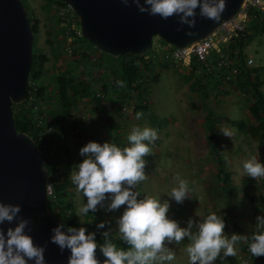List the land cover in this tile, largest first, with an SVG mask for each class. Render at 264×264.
Returning a JSON list of instances; mask_svg holds the SVG:
<instances>
[{"label": "rangeland", "instance_id": "374dc122", "mask_svg": "<svg viewBox=\"0 0 264 264\" xmlns=\"http://www.w3.org/2000/svg\"><path fill=\"white\" fill-rule=\"evenodd\" d=\"M23 1L32 18H37L39 21V32L34 37L33 49L41 50L49 57L50 60L45 64L46 74L49 70L56 71L59 64H65L69 67L70 75L84 78L86 68H89L86 81L92 80L91 82L94 84L98 82L99 88L106 92L107 87L111 85H104L100 79L98 80L96 69L105 72L114 70L116 62L106 55L92 59L91 56L96 51L90 48L88 41L84 38L76 42L83 66L87 63L83 73L78 70V66L73 64V58L54 57L47 38L48 31L55 26L50 19L46 0ZM156 41L167 43L158 36L153 37L152 43ZM244 50L247 57L253 58V63L250 66H259L261 68L260 77L264 78V36H256ZM157 68L160 70L157 71L159 78L155 82L152 81L145 95L149 110L144 115L139 111L142 113L141 119H136L137 113L134 112V106L124 112L121 111L123 105L130 103L134 105V100L127 99V95L121 96L124 100H115L111 90L107 92V95L112 96L113 112L101 114L102 109L99 111L100 107L94 101H91L92 108H80L81 116L75 121V124L80 132H83V137L75 145L78 159L76 160L74 157V166L69 170L68 175L70 176L72 170L76 168V164L82 161L79 155L80 148L94 140L96 131H103L105 141L110 143L117 137V141H113V143L123 147L128 145L127 137L133 127L153 128L157 131L158 139L153 145H150L152 155L144 158L147 162L145 167L147 179L137 185L135 189L140 193V198L148 196L159 199L161 202L168 201L170 205L168 216L176 220L181 227H187L189 219L199 222L208 214L216 213L225 221L226 236L230 238L233 233V225L238 222L242 229V236L250 238L255 230L257 217L254 214V208L258 207L259 213L264 215V177L255 180L247 176L243 169L244 162L252 156L264 163V143L259 141L258 133L252 129V126L257 122L250 117L247 108L251 101L250 93L244 92L235 81H232L224 84L216 95L213 94L206 99L201 97L199 92L189 89V85L183 79L186 73L184 70L171 64L166 66L165 63H161ZM48 83L54 86L53 80ZM91 88L95 89V86L91 85ZM92 91L95 92V90ZM262 91L264 92V85ZM51 99H54L53 102L56 101L54 92ZM39 104L43 105L44 100L42 99ZM211 109L222 118L218 124L219 129H228L232 133L231 137L222 133L220 135L224 164L231 173V183L237 188V193L234 196H229L223 191L217 176L215 159L206 142L204 120L205 114ZM91 115H96L98 118L105 117L102 126L99 127L100 130L89 122ZM225 118L244 121L245 128L240 130L237 125L226 121ZM110 122L116 123L109 127ZM177 176L186 180L189 185L190 195L183 203H177L174 198L168 196L172 188L178 184ZM71 185L70 189L67 188L70 195L67 194L65 198L69 199L72 212L77 218L78 204L86 203V198L82 193L77 194L75 186ZM125 207L121 206L119 210L111 212L99 208L97 212H90L84 216L82 222H87L88 217L90 219L99 217L105 220L109 215L118 220ZM54 208L58 210L57 207ZM77 220L79 221L78 218ZM187 243L188 240L185 238L180 245H176L174 242L168 245L175 253V260L170 264H189L188 254L185 251ZM243 243L244 241L241 240L235 245L237 255L234 257L237 264H264L243 253L241 250ZM227 258L223 260L218 258L216 264H228Z\"/></svg>", "mask_w": 264, "mask_h": 264}, {"label": "clouds", "instance_id": "9594fccd", "mask_svg": "<svg viewBox=\"0 0 264 264\" xmlns=\"http://www.w3.org/2000/svg\"><path fill=\"white\" fill-rule=\"evenodd\" d=\"M128 4L130 0H122ZM141 13L159 16L167 20L178 16L181 25L189 29L196 26L197 9L202 18L219 21L225 10V0H131ZM188 35L193 33L189 31ZM153 40V39H152ZM142 55V54H141ZM120 86H122V82ZM107 94V93H106ZM118 95V94H117ZM126 95V94H125ZM119 96V95H118ZM124 96V95H123ZM121 97V96H120ZM142 113L136 114L141 119ZM221 133L231 137L228 129ZM158 139L157 131L150 127H133L127 137L128 145L119 147L115 143L90 141L80 148L84 159L76 164L70 179L77 194H83L86 203L79 205L76 215L80 218L99 208L116 211L126 206L118 218L119 238L127 248H118L109 238L111 231H103L104 242L97 243L96 232L85 227L66 226L59 223L52 229L50 242L61 252H70L67 264H170L175 253L168 247L180 245L185 238V251L189 264H216L217 259L237 255L235 245L241 240L248 244L249 252L255 257L264 256V215L256 217L255 230L249 237L232 233L225 235V221L216 213H210L199 222L189 219L187 227L169 218V203L154 197L140 198L135 191L137 185L147 179L146 156L152 155L153 145ZM244 173L257 180L264 177V163L255 156L243 164ZM178 184L168 193L177 203H183L190 195L188 182L176 177ZM22 206L0 201V264H46V246L35 243L29 231L30 221L20 216ZM7 222L15 226L5 232L2 225ZM104 229L105 222L96 225ZM112 234V233H111ZM104 257L101 261L97 249Z\"/></svg>", "mask_w": 264, "mask_h": 264}, {"label": "water", "instance_id": "95a60500", "mask_svg": "<svg viewBox=\"0 0 264 264\" xmlns=\"http://www.w3.org/2000/svg\"><path fill=\"white\" fill-rule=\"evenodd\" d=\"M60 1L71 4L78 14L82 37L99 52L112 57L127 51L144 54L155 36L177 47L190 45L232 18L243 2L225 0L219 21L202 18L197 9L196 26L189 29L181 25L178 16L164 20L141 13L131 0L128 4L122 0ZM189 31L193 34L188 35ZM33 42L34 33L23 0H0V201L22 206L19 215L30 221L25 231L30 229L35 243L46 246V264H67L70 252H61L50 242L52 229L65 220L48 209L45 156L35 140L17 131L14 124L12 106L21 103L27 93ZM10 226L14 227L15 222L2 225L5 232ZM97 256L104 259L99 248Z\"/></svg>", "mask_w": 264, "mask_h": 264}, {"label": "trees", "instance_id": "16d2710c", "mask_svg": "<svg viewBox=\"0 0 264 264\" xmlns=\"http://www.w3.org/2000/svg\"><path fill=\"white\" fill-rule=\"evenodd\" d=\"M51 1L55 0H46V4H48ZM60 1V0H56ZM24 2V1H23ZM62 2V1H61ZM26 7V6H25ZM28 11V10H27ZM30 23H31V29L34 33V37L39 32V21L37 18H32L30 13L28 12ZM51 30L48 31V38L47 41L49 45H51V49L53 51L54 57H56L55 54V48H53L54 39L52 38V35L50 37ZM258 35L264 36V14H258L255 17H250V20L248 22L245 34L239 41H237L235 44L231 45L230 50L237 49L238 50V57L240 60V66H239V73L236 78V84L241 89L244 90L246 93H250L251 95V101L249 102L247 108L249 111V115L251 118H253L257 124L252 126V129L258 133L259 141L261 143H264V92L262 91V86L264 85V78L260 77V71L261 68L259 66H250L247 65L246 62V54H245V47ZM81 37L80 39H82ZM85 39V38H84ZM87 40V39H85ZM88 41V40H87ZM90 48L95 52V54L99 55H106L110 57L112 60H114L116 63V68L111 71H99V69L96 70L97 76L100 80H109L115 79V77L119 78L120 81H122V86H118L119 88L116 89V86H110L107 87L106 93L111 90L112 94L114 95V99H120L123 98L120 97V92L122 90V87L124 85L129 86L131 83L136 82V86L134 87V90H131V92L127 95V99L134 100V112L138 113L139 111L144 114H146L149 110V105L144 102L145 101V95L147 93L146 90L149 89V85H151L152 81H156L158 73H153L151 76L149 75L145 80H142V82H139V79L141 78V75L143 74V69H145L147 66H143L145 68H140V64L142 63V55H136L132 52H125L119 57H112L105 53L99 52L96 48H94L91 43L88 41ZM34 44V42H33ZM76 51H74L75 55ZM49 57L43 53L41 50L35 51L33 49L32 51V63H31V71L29 76V81L35 83L36 91L34 92L36 95V99L42 100L45 96L46 90H53L54 96L56 98V101L59 102L54 108H52L49 111L50 118L52 119V123L59 127L61 124H63L64 121H66L70 115L71 109L77 105L78 99L84 98V97H94V93L91 88L92 80L86 81V78L79 77L78 75H70L69 74V67L66 65L65 68L60 73L55 72V80H54V86L49 83H44L41 81V76L43 74V71L45 70V64L49 61ZM166 66L168 64L165 63ZM150 69V66L148 67ZM191 74H184V81L189 85V89L191 91H197L200 93L201 97L208 98L211 97L213 94L216 95L220 90H215L217 86H220L222 84L221 78H216L214 76H211L208 78V81L206 85H201L199 88L197 87V83L194 80H191ZM151 77V78H150ZM31 88V86H30ZM29 88V89H30ZM104 88V87H103ZM110 92V93H111ZM119 93V94H118ZM119 96H118V95ZM125 95V94H124ZM124 100V99H123ZM24 103H17L13 104V113H14V124L17 131H22L27 134H29L36 142L37 146L40 148V150L43 152L45 156V166L47 170L50 172L52 171V156H49L48 149L44 147L43 141H41L38 137V134L33 132L32 130V122L31 117L29 115L28 110H24L22 108ZM99 111L101 110V114H109L112 111L108 112L104 104L99 105ZM104 112V113H103ZM226 121L232 123L233 125H237L240 130H243L245 128V122L244 121H237L225 118ZM222 121V118L217 116V114L214 112V110L207 111L205 114V120L204 125L206 128V142L211 150V154L213 155L215 159V164L217 165V176L220 180L221 187L224 192L227 193L229 196H234L237 193V188L231 183V173L228 171L225 167L223 155L221 151V131L218 127V124ZM56 132H53V136H56ZM117 135V134H116ZM50 139L47 140V143H49ZM117 141V137H115L114 142ZM124 147V146H123ZM65 160H64V166H62V170L64 172V180L55 186V189L57 192L59 191H66L67 188L71 187L69 177L67 174L68 169L72 167L71 163V154L68 150V148H65ZM56 158L58 160L61 159V155L59 153H56ZM51 177H49L50 179ZM49 212L55 216L62 217L65 220V223L67 226H74V227H85L88 232H96V239L98 244H102L104 242V239L101 237V234L98 233V229L96 227L97 224L101 222V218L97 217L94 219H90V217L87 218V222L81 223L77 220L76 216L72 212V205L70 201H65L62 203L61 207L57 210L54 208V206L51 205L50 201L47 202ZM254 214L255 216L261 215L259 213L258 207L254 208ZM36 220V218H35ZM105 230H110L109 224H105ZM103 229V230H104ZM104 230V231H105ZM233 233H237L242 236V229L240 228L238 222H235L233 225ZM113 243H115L119 248H127V244L124 243L119 238V234L113 235L110 234L109 237ZM250 242V238H249ZM243 253H246L249 258L254 259L256 261L264 263V256L261 257H255L253 256L249 250H248V244L243 243V246L241 248ZM228 264H237V260L235 257H228Z\"/></svg>", "mask_w": 264, "mask_h": 264}, {"label": "built area", "instance_id": "2783aa9c", "mask_svg": "<svg viewBox=\"0 0 264 264\" xmlns=\"http://www.w3.org/2000/svg\"><path fill=\"white\" fill-rule=\"evenodd\" d=\"M47 7L50 19L54 22L53 25L59 32L55 39L57 40L58 37H61L60 43L58 44L59 47H53L55 51L58 49V52H55L56 56L73 58V64L78 66V70L83 73L87 63L83 66L76 45L77 40L82 37L78 14L73 6L66 2L51 1L47 4ZM258 14H264V0H243L239 11L232 18L222 22L211 34L203 39L195 41L185 47H177L170 43L164 45L162 42H153L150 48L151 50L149 49V51L142 54L140 68H145L143 66L147 67L143 69L144 71L139 82L141 83L142 80L146 81L149 75L151 76V74L157 73V67L161 63H166L184 70L186 74H191V79L196 81L198 88L199 86L201 87V85H206L208 78L211 76L221 78L222 84L215 89L221 90L224 84L236 81L239 73L240 60L238 57V50H230V47L244 36L250 17H255ZM78 48L81 49V47ZM74 51H76L75 55ZM100 56L101 55L97 56L93 54L91 58L96 59L100 58ZM245 59L247 65L253 63V58L251 56H246ZM65 66V64H59L55 72L57 74L60 73ZM149 66L150 69H148ZM88 71L89 68H86V75L84 78L87 77ZM118 82L122 81L115 77L109 84L111 86H116L117 89L119 88L118 86H120ZM95 83L96 84L92 82V85L95 86V98L86 97L78 99L77 105L71 109L70 115L66 121L72 122L76 120L81 115L79 107L81 105H90L91 101L97 103L98 106L104 104L108 112L113 111L112 102L109 100L106 92L99 88L98 82ZM116 84H118V86ZM135 86L136 82L131 83L129 86L124 85L120 95L129 94L131 90H134ZM35 91V83L29 81L26 96L21 102L24 103L22 108L26 111L28 110L31 117L33 132L38 134L39 139L43 141L44 147L48 149L49 156L53 157L52 171H48L47 196L51 205L59 209L62 203L67 201L65 196L68 193L67 190L64 192H57L55 189V186L60 184L65 178L62 170L66 156L65 148L77 142L81 133L78 127L70 125L66 129L64 135L60 134L59 130L64 127L66 121L63 122L61 127H56L51 121L52 119L50 118L48 110L49 106H47L45 102L43 105L39 104L41 100L37 101L34 93ZM144 102H146V100ZM78 104L80 105L78 106ZM132 106H134L132 103L123 105L121 111L124 112ZM104 119L105 117L98 118L94 115L90 116L89 122L93 126L101 127ZM53 132L57 133L56 136L52 135ZM48 139H50L49 143H47ZM56 153L61 155V161L56 158ZM49 177L51 178L49 179ZM104 230L98 229V233L101 234V237Z\"/></svg>", "mask_w": 264, "mask_h": 264}, {"label": "crops", "instance_id": "0c3cea01", "mask_svg": "<svg viewBox=\"0 0 264 264\" xmlns=\"http://www.w3.org/2000/svg\"><path fill=\"white\" fill-rule=\"evenodd\" d=\"M47 8V7H46ZM51 30V33H50V37H51V35H53V39H55L57 36H58V31L55 29V28H52V29H50ZM60 38L61 37H58V39L56 40H54V43H53V46H58V44L60 43ZM164 44V43H163ZM164 45H166V44H164ZM59 47V46H58ZM56 52H58V49H57V51ZM97 56H99V54H96ZM51 66H53V65H51ZM47 68V67H46ZM97 70V69H96ZM157 71L159 72L160 70H159V68H157ZM44 74L45 75H43L42 74V76H41V81H43L45 84L46 83H48L49 81H54L55 80V71H52V70H49V72H47V74H46V71L44 70ZM159 74V73H158ZM81 75V74H80ZM157 78H159L158 76H157ZM98 79H99V77H98ZM156 80V79H155ZM102 81V80H101ZM157 81V80H156ZM109 80L107 79V80H104V81H102V84H109ZM155 82V81H154ZM152 83V82H151ZM107 87V86H106ZM53 90H46L45 91V96L43 97V100H44V102H45V104L47 105V106H49V111L52 109V108H54L57 104H59V102H57V101H55V102H53V100L54 99H51L52 98V96H53V92H52ZM108 96V98H109V100H111V102L113 101L112 100V96H109V95H107ZM84 98H86V97H84ZM80 104H78V106H79ZM91 105V104H90ZM90 105H81L79 108H84V107H86V108H92V106H90ZM92 111H94V110H92ZM113 112V111H112ZM81 116V115H80ZM79 116V117H80ZM91 116H94V115H91ZM78 117V118H79ZM77 118V119H78ZM76 119V120H77ZM76 120H74V121H72V122H68V121H66V123H65V125H64V127H62V128H60V130H59V133L60 134H62V135H64L65 134V131H66V129L70 126V125H74V126H76V124H75V121ZM116 123V122H115ZM115 123H113V122H110L109 123V127H111V126H113V124H115ZM62 126V124L59 126V127H61ZM77 127V126H76ZM96 129H98V130H100L101 128H99V127H97ZM81 133V132H80ZM105 134H104V132L103 131H96L95 132V138H94V140L93 141H97V142H100V143H103V142H105V137H103ZM82 137H83V132L81 133V135H80V138H79V140L77 141V142H74V143H72V144H70L67 148H68V150H69V152H70V154H71V163H72V167L74 166V164H73V161L76 159H78V155L76 154V147H75V145L77 144V143H79V141H80V139H82ZM112 141V143H113V139L111 140ZM74 157H75V159H74ZM81 158H82V160L84 159L82 156H81ZM72 167L70 168V169H68V171H67V174L69 173V170H71L72 169ZM68 177H69V181H70V185L72 184V182H71V179H70V176L68 175ZM71 187H72V185H71ZM71 187H69V189L71 188ZM71 193V192H70ZM68 194V193H67ZM68 195H70V194H68ZM68 201H69V199H68ZM73 202H75V204L77 205V203H76V201L75 200H73ZM78 219H79V221H80V218L79 217H77ZM101 221H103V222H105V224H109V226H110V231H111V233L113 234V235H118L119 233H118V225H117V219L116 218H114V217H111L110 215L107 217V219H101ZM108 222V223H107ZM81 224H83V222L81 223Z\"/></svg>", "mask_w": 264, "mask_h": 264}]
</instances>
